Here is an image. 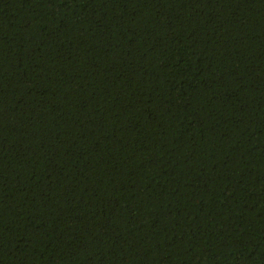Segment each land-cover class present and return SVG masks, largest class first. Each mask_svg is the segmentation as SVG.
Wrapping results in <instances>:
<instances>
[{
	"label": "trees",
	"instance_id": "1",
	"mask_svg": "<svg viewBox=\"0 0 264 264\" xmlns=\"http://www.w3.org/2000/svg\"><path fill=\"white\" fill-rule=\"evenodd\" d=\"M0 264H264V0H0Z\"/></svg>",
	"mask_w": 264,
	"mask_h": 264
}]
</instances>
